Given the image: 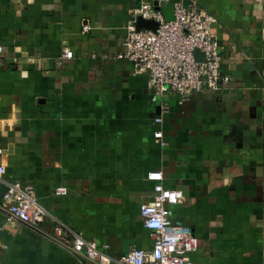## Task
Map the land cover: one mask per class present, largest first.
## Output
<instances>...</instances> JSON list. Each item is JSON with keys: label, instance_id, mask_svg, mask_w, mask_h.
<instances>
[{"label": "crops", "instance_id": "0c3cea01", "mask_svg": "<svg viewBox=\"0 0 264 264\" xmlns=\"http://www.w3.org/2000/svg\"><path fill=\"white\" fill-rule=\"evenodd\" d=\"M196 1L217 19L230 80L181 99L156 95L119 56L141 0H0V264H79L8 219L7 180L34 186L43 229L62 223L117 258L154 245L140 206L155 171L184 192L170 216L198 237L195 264H264V0Z\"/></svg>", "mask_w": 264, "mask_h": 264}, {"label": "built area", "instance_id": "2783aa9c", "mask_svg": "<svg viewBox=\"0 0 264 264\" xmlns=\"http://www.w3.org/2000/svg\"><path fill=\"white\" fill-rule=\"evenodd\" d=\"M157 1L158 5L141 0L133 9L119 56L131 62L135 75L147 76L150 88L160 97L176 94L186 99L194 92L218 91L230 76L222 70L221 48L213 30L216 17L196 0H189L188 4L183 0ZM172 1L174 17L167 19L162 5ZM139 17L158 22L157 29H138ZM89 29L88 25L83 26L84 31ZM2 51L0 45V56ZM72 56L70 47L63 48L62 59ZM155 122L161 123L162 116L156 117ZM154 137L162 147L166 146L162 130L155 131ZM3 155L4 148L0 146V158ZM5 174L6 168L1 162L0 179ZM149 178L157 181L154 195L141 204L140 211L144 225L153 232L154 245L149 250L133 247L117 258L109 254V244L99 245L97 240L86 239L62 223L55 224L51 232L43 229L49 214L36 201L31 184L7 180L2 206L8 219L42 233L79 264H195L191 255L198 249V237L190 226L174 222L170 216V207L183 202L184 192L165 187L161 171L151 172ZM54 192L66 195L68 187L59 185Z\"/></svg>", "mask_w": 264, "mask_h": 264}, {"label": "water", "instance_id": "95a60500", "mask_svg": "<svg viewBox=\"0 0 264 264\" xmlns=\"http://www.w3.org/2000/svg\"><path fill=\"white\" fill-rule=\"evenodd\" d=\"M173 3H174V1H172V3H171L172 7H173ZM154 4L158 5V1L156 0L154 2ZM161 4H163V2H161ZM167 19H170V18H167ZM137 27H138V29L146 28V29L156 30L158 27V22H156L154 20H146V19H143L142 17H139L137 20ZM198 57H200L199 54H198Z\"/></svg>", "mask_w": 264, "mask_h": 264}]
</instances>
